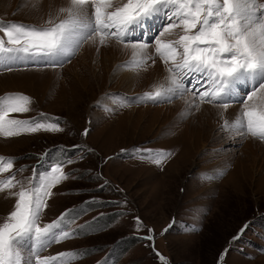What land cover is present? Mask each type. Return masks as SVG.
Instances as JSON below:
<instances>
[{"label":"rangeland","instance_id":"rangeland-1","mask_svg":"<svg viewBox=\"0 0 264 264\" xmlns=\"http://www.w3.org/2000/svg\"><path fill=\"white\" fill-rule=\"evenodd\" d=\"M32 2L0 0V23L50 27L49 20L63 18L58 8L30 15ZM181 34L177 28L160 39L176 40ZM148 42L145 54L151 59L139 68L127 64L132 52L102 63L101 52L84 47L88 42L67 66H0V97L19 93L31 100L28 112L10 118L41 123L59 118L64 129L0 136V156L17 158L10 172L0 173V181L15 173L21 182L0 192V223L13 210L17 197L12 193L29 186L34 167L41 177L61 164L68 178L52 189L40 224L67 212L62 227L80 234L52 243L41 257L65 253L67 264H264V147L245 146L249 136L221 130L225 119L241 111L242 101L213 120L197 111L201 102L190 89L196 105H175L185 93L164 103L138 102L144 91L169 81L147 78V69L161 62L155 39ZM127 74L133 75L123 76ZM250 90L240 88L242 94ZM104 101L107 106L100 108ZM146 149L157 151L149 154ZM161 156V164H155ZM149 229L152 239H146ZM31 243L26 239L23 247L30 249ZM69 251L78 254L72 261Z\"/></svg>","mask_w":264,"mask_h":264},{"label":"snow or ice","instance_id":"snow-or-ice-1","mask_svg":"<svg viewBox=\"0 0 264 264\" xmlns=\"http://www.w3.org/2000/svg\"><path fill=\"white\" fill-rule=\"evenodd\" d=\"M58 13L63 14V18L58 23L49 20L50 27L0 23V32H3L0 66L11 70L18 63L32 62L59 67L67 63L82 45L95 43L98 39L100 45L114 40L131 47V64L139 68L150 58L145 54L149 42H132L131 38L137 30L146 27L147 21L160 16L167 23L161 26L159 36L155 38V53L166 65L171 62L167 68L169 84L144 93L137 101H170L188 90L182 81L191 76L192 88L199 93L201 103L217 104L227 110L230 104L242 101L241 111L232 120H224L222 131L264 141V3L259 0H126L119 4L113 0H68ZM177 28L182 29L178 39L167 42L160 39ZM177 46L182 48V53L178 52ZM205 86L206 90L200 91ZM241 87L251 90L242 94ZM30 103L28 96L19 93L0 97V136L8 138L40 130H64L59 127V118L56 123L10 118V114L28 112ZM87 133L88 129H85L84 134ZM153 151L157 150H144L149 154ZM164 158H155L154 163L160 165ZM15 159L0 156V173L10 172ZM68 162L72 161L69 159ZM23 170L22 167L18 171ZM218 175H223V170ZM67 178L61 164L51 167V171L41 177L37 176L34 167L29 186L22 185L18 192L12 193L17 197L13 210L0 223V264H67L63 259L65 253L40 255L52 243L80 234L65 231L62 227L67 212L51 223L40 224L48 200L54 195L52 189ZM20 183L13 173L0 181V192ZM94 202L86 201L85 204ZM141 226L137 218V227ZM148 231L146 239H152V230ZM26 239L32 242L30 249L23 247Z\"/></svg>","mask_w":264,"mask_h":264},{"label":"bare ground","instance_id":"bare-ground-1","mask_svg":"<svg viewBox=\"0 0 264 264\" xmlns=\"http://www.w3.org/2000/svg\"><path fill=\"white\" fill-rule=\"evenodd\" d=\"M7 1V0H6ZM67 2H68V0H33V2L31 3V6L32 7H27L28 9H30V15H32L33 13L35 14H37V13H39L40 12V10L41 9H43V8H51V9H54V10H56L57 8L59 9L60 7H62V6H66V4H67ZM33 6H37V7H33ZM35 17V16H34ZM89 47V48H91V47H94V49L95 50H97V52L98 53H100L101 52V55H102V58H101V62L102 63H104V62H109V59H111L113 56H116L117 54H118V57H120L121 55H122V57H123V54H127L128 52H129V54L133 51V49L131 48V47H125L123 44H118V43H116L114 40H110L109 42H108V44L107 45H100L99 44V41H98V39L96 40V42L95 43H93V42H88V44H86L84 47ZM149 48V47H148ZM86 49V48H85ZM94 50V52H95V55H96V51ZM146 52H147V50H146ZM147 54V53H146ZM75 56V55H74ZM96 57V56H95ZM95 57H94V59H95ZM99 58V57H98ZM116 58V57H115ZM72 60V59H71ZM70 60V61H71ZM115 60V59H114ZM69 61V62H70ZM75 61V60H74ZM74 61H73V63H74ZM95 61H96V63H99L100 62V60L98 59V60H96L95 59ZM112 61V60H111ZM73 63H71V64H73ZM163 63V62H162ZM161 62H158V60L155 62V63H153L152 65H151V67L149 68V69H147V71H146V73H147V75H148V79L151 77V78H162V79H165V78H167L168 79V74H169V72L167 71V67L165 68V65H164V63L162 64ZM71 64H69V65H71ZM67 66V65H66ZM108 66V65H107ZM103 67L104 68H108V67H106V64H104L103 65ZM48 68H51V67H48ZM131 75H133V74H127V75H123V76H128L129 78H130V76ZM155 76V77H154ZM2 77V76H1ZM130 82L132 83V80H130ZM185 97H183V98H181V100L180 101H178V102H176L175 103V105H182V104H184L185 103V101H187V103H191L192 104V96L191 95H188V93H186L185 95H184ZM195 100V99H194ZM189 101V102H188ZM174 103V102H173ZM193 104H194V102H193ZM197 104V103H196ZM196 104H194V105H196ZM200 107H199V109L200 110H202L203 112H204V114H206V115H211V119L210 120H213V118L215 117V116H217V113H219V112H221V111H225V109H223V108H221V107H219V106H217V104H215V105H212V103L211 104H209V103H200ZM231 106H229V108H232V106H236V105H233V104H230ZM194 107V106H193ZM198 109V110H199ZM197 110V111H198ZM232 111H234V109H231V112ZM201 113V112H200ZM221 114V113H220ZM213 117V118H212ZM232 118V117H231ZM230 118V119H231ZM209 119V118H208ZM201 121L202 122H204V118L202 119L201 118ZM207 125H205V127H206ZM207 127H209V126H207ZM205 129V128H204ZM222 132H224V131H222ZM228 132V131H227ZM232 133V132H231ZM245 138V137H244ZM249 138V140H248V142H246L245 140H244V145L245 146H249V145H258L259 147H264V144L263 143H260V142H257L256 140H258L257 138H255V139H253V138H251L250 136L248 137ZM247 138V139H248ZM258 141H260V140H258ZM264 142V141H263Z\"/></svg>","mask_w":264,"mask_h":264},{"label":"crops","instance_id":"crops-1","mask_svg":"<svg viewBox=\"0 0 264 264\" xmlns=\"http://www.w3.org/2000/svg\"><path fill=\"white\" fill-rule=\"evenodd\" d=\"M82 46H83V45H82ZM82 46H81V47H82ZM148 56H149V55H148ZM72 58L74 59V56H73ZM72 58H70V60H71ZM150 59H151V58L147 59L146 61H148V60H150ZM70 60H69V61H70ZM131 60H132V58H130V59L128 60L127 64H129V65L132 66V64H131ZM159 60H160L161 62H163V60H161V58H159ZM69 61H68L67 63H64L63 66L66 65V64H68ZM170 66H171V62L168 64V67H170ZM167 80H168V79H167ZM168 84H169V81H166V80H165L163 86L167 87ZM154 91H155V89H154V90H149V91H144L143 93H146V92H154ZM182 93H185V94H186L187 91H183ZM177 96H178V94H177L175 97H177ZM175 97H174V98H175ZM193 97H194V99H195L196 101H197V100L200 101L199 98H198V95H197V94L194 93ZM107 100H108V99H107ZM104 102H105V103H101V104H100V108L103 107V106H107V104H106L107 102H106V101H104ZM149 102H150V101H149ZM165 102H166V101H165ZM159 103H164V102H159ZM206 103H207V102H206ZM209 104H211V103H209ZM212 104H213V103H212ZM108 107H109V106H108ZM115 108H117V107H115Z\"/></svg>","mask_w":264,"mask_h":264},{"label":"trees","instance_id":"trees-1","mask_svg":"<svg viewBox=\"0 0 264 264\" xmlns=\"http://www.w3.org/2000/svg\"><path fill=\"white\" fill-rule=\"evenodd\" d=\"M77 209V208H76Z\"/></svg>","mask_w":264,"mask_h":264}]
</instances>
